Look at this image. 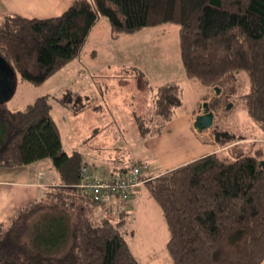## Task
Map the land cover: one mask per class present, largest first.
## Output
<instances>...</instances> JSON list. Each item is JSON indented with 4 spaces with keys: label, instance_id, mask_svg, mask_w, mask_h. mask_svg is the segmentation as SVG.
Listing matches in <instances>:
<instances>
[{
    "label": "trees",
    "instance_id": "obj_1",
    "mask_svg": "<svg viewBox=\"0 0 264 264\" xmlns=\"http://www.w3.org/2000/svg\"><path fill=\"white\" fill-rule=\"evenodd\" d=\"M100 18L113 39L146 27L179 26L186 78L214 92L228 85L230 95L245 74L249 92L241 100L264 133V0H74L56 17L0 18V57L22 82L40 85L79 55ZM179 93L176 82L155 91V113L165 124ZM218 99L204 97L211 112ZM57 101L78 110L67 95ZM138 128L142 135L148 130L143 123ZM216 134L217 141L230 138ZM263 157L262 148L231 156L217 151L156 176L142 177V170L140 184L162 210L174 264L264 261ZM48 159L59 182L9 224H0V264H139L122 221L93 215L117 197L103 203L78 188L86 163L80 153L63 151L49 97L35 99L25 111L0 105V168Z\"/></svg>",
    "mask_w": 264,
    "mask_h": 264
},
{
    "label": "rangeland",
    "instance_id": "obj_2",
    "mask_svg": "<svg viewBox=\"0 0 264 264\" xmlns=\"http://www.w3.org/2000/svg\"><path fill=\"white\" fill-rule=\"evenodd\" d=\"M72 1L54 0L51 5L46 1L43 5L28 0L15 4L20 14L43 19L60 15ZM109 32L105 18H100L79 55L40 85L22 82L16 75L14 92L5 108L25 111L35 99L48 96L64 152H79L91 165L113 162L128 167L131 162L140 163L145 168L142 177L181 166L205 149L202 140L190 133L192 117L202 111L200 101L204 96L208 102L219 96L220 106L214 110L212 127L199 133L203 139L212 141L216 132L230 137L221 138V143L214 139L219 145L217 151L226 156L251 148L264 150V133L247 116L241 100L249 92L245 74L238 75L234 94L226 95L230 91L227 85L218 95L185 77L179 26L146 27L115 39ZM175 82L180 87L177 107L172 120L165 124L155 113L154 93L156 88ZM63 95L78 110L60 105L57 98ZM227 99L231 105L228 110ZM140 123L148 129L146 134L140 132ZM44 169L47 174L54 172L53 168ZM135 192L127 206H121L115 198L105 208L93 209V215L113 223L122 221L123 237L139 264H174L160 206L144 184Z\"/></svg>",
    "mask_w": 264,
    "mask_h": 264
},
{
    "label": "crops",
    "instance_id": "obj_3",
    "mask_svg": "<svg viewBox=\"0 0 264 264\" xmlns=\"http://www.w3.org/2000/svg\"><path fill=\"white\" fill-rule=\"evenodd\" d=\"M16 1H17V4H19V2L21 1H28V0H1V3L4 4L0 6V18L1 19L6 18V17H16V16L26 17V15L19 13V10L21 9H19V5L17 6L15 4ZM34 1H37L43 5H44V2L46 1L50 3L49 5L54 3L53 2L54 0H34ZM66 9H64V11ZM26 18L32 19L35 17L28 16ZM48 18H51V17H48ZM35 19H39V18H35ZM43 19H46V18H43ZM204 97L202 98V101H200L203 104L205 103ZM200 114L201 112L199 111L194 114V116L192 117L191 125H190L191 127L190 133L193 134L196 139H199V140L201 139L202 140L201 145L202 147H205L204 150H201L202 151L201 153L199 152L195 153V156H197L196 158L206 155V154H210L212 152H217V149L219 146L217 142H214L215 141L214 139H216L215 135H213L214 139L212 141L209 139L206 140V139H203V137L200 136V134L194 130L192 126V122H194L195 117ZM196 158H193V159H196ZM50 163L51 162H44L43 160L40 162H34L26 166H18V167H13V168H0V224H3V225L9 224L19 214L20 211L27 208L31 204L37 201H40L42 197L44 196L47 188L55 184H58L59 177L55 171L51 172V174L50 173L47 174L45 172L44 168H47L48 170L50 169L52 170V165ZM84 163H86V167H88L89 169L95 172L99 180H104V179H108V178H111L117 175H122L127 170H129L130 168L134 166H139V165L144 166L143 164H140V163L137 165L135 164L132 165V162L130 163L128 167H123L113 162H99V163H92V165L94 164L93 165L94 167H93L88 162H84ZM132 199H130L128 202L124 204L120 203V205L127 206L129 202L133 201ZM113 200L114 199H112V201ZM115 203L118 204L117 200L115 201ZM261 264H264V261Z\"/></svg>",
    "mask_w": 264,
    "mask_h": 264
},
{
    "label": "built area",
    "instance_id": "obj_4",
    "mask_svg": "<svg viewBox=\"0 0 264 264\" xmlns=\"http://www.w3.org/2000/svg\"><path fill=\"white\" fill-rule=\"evenodd\" d=\"M143 169L140 166H134L122 175L99 180L93 170L83 166L80 170L78 188L103 203L109 202L113 197L127 200L132 197L135 189L140 185L139 175Z\"/></svg>",
    "mask_w": 264,
    "mask_h": 264
},
{
    "label": "water",
    "instance_id": "obj_5",
    "mask_svg": "<svg viewBox=\"0 0 264 264\" xmlns=\"http://www.w3.org/2000/svg\"><path fill=\"white\" fill-rule=\"evenodd\" d=\"M15 88V73L8 63L0 57V105L5 104L13 95ZM220 90L215 89V93L219 94ZM202 112L195 117L193 128L200 133L212 127L214 121V113L209 111L208 103L201 106ZM216 139L218 134H215ZM264 166V161H261Z\"/></svg>",
    "mask_w": 264,
    "mask_h": 264
},
{
    "label": "flooded vegetation",
    "instance_id": "obj_6",
    "mask_svg": "<svg viewBox=\"0 0 264 264\" xmlns=\"http://www.w3.org/2000/svg\"><path fill=\"white\" fill-rule=\"evenodd\" d=\"M230 106H231V105L228 103V104L226 105L225 109L228 110V109L230 108ZM228 107H229V108H228ZM209 111H210V110H209ZM201 112H202V111H201ZM213 113H214V112H213ZM215 134H216V133H214V135H215Z\"/></svg>",
    "mask_w": 264,
    "mask_h": 264
}]
</instances>
